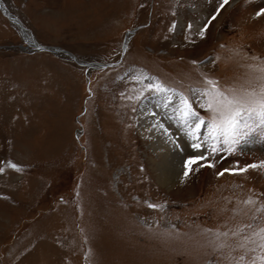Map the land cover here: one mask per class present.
<instances>
[{"label": "rangeland", "instance_id": "obj_1", "mask_svg": "<svg viewBox=\"0 0 264 264\" xmlns=\"http://www.w3.org/2000/svg\"><path fill=\"white\" fill-rule=\"evenodd\" d=\"M3 1L66 51L28 45L0 8V264H264V136L161 185L140 122L157 95L127 98L157 77L207 115L205 75L240 84L264 60V0Z\"/></svg>", "mask_w": 264, "mask_h": 264}, {"label": "snow or ice", "instance_id": "obj_2", "mask_svg": "<svg viewBox=\"0 0 264 264\" xmlns=\"http://www.w3.org/2000/svg\"><path fill=\"white\" fill-rule=\"evenodd\" d=\"M225 3L227 0H222L220 7H223ZM260 12H264V9H260ZM207 26V24L204 25L205 28ZM190 27L191 24H189ZM199 34L203 36L204 31L201 30ZM254 59L258 58L254 57ZM248 67L255 69L256 74L247 78L243 83L221 85L217 78L205 75L202 86L199 89H191V92L197 93L195 100L201 109L206 110L207 115H202L193 107L188 93L169 86L157 77H148L149 82L142 84L133 95L127 97L128 99L142 100L146 93L159 96L160 102L165 107L172 105L173 116L183 132L190 137L191 146L196 149L207 146L203 155H189L184 161L183 175L185 177L188 176L192 165L197 161H205L211 165L210 160H205L210 153L215 155L220 151L232 152L252 133L264 136V60L260 64ZM132 79L139 83L145 79V75L133 76ZM159 128L168 132L163 123L159 124ZM201 136H203V140L200 139ZM258 164L264 167V160L259 161ZM7 165L16 170H21L22 167L12 160H8ZM249 167L256 168L257 163L246 164L242 168L223 169L217 175L224 171L245 172ZM4 171L5 168L0 167V173ZM251 199L250 197L246 203L251 202ZM149 206L152 208L161 207L160 204H149ZM261 207L264 208V205ZM253 236L258 238L260 250L264 251V228L259 229L258 233H253ZM242 239L245 243L237 245L238 247H245L250 238L243 237ZM222 246L217 245V247ZM260 260L264 262V256H261Z\"/></svg>", "mask_w": 264, "mask_h": 264}, {"label": "bare ground", "instance_id": "obj_3", "mask_svg": "<svg viewBox=\"0 0 264 264\" xmlns=\"http://www.w3.org/2000/svg\"><path fill=\"white\" fill-rule=\"evenodd\" d=\"M1 1L3 2L1 6L3 13L13 23L18 25L16 20L18 19L20 22L21 20L6 7L3 0ZM234 2L235 0L231 3L233 4ZM180 22H183V15L180 18ZM196 27L197 26L194 24V28ZM21 34L28 45L37 49L50 50L53 52L66 51L58 46L55 47L40 43L33 32H25L23 30ZM130 38L131 37H129V39ZM141 111L143 112L141 113L140 120V122H142L141 131L144 132V134L148 133V137L152 140L150 148L157 152L158 160L155 161L157 179L161 185L171 187L183 176L184 161L187 159V154L190 153L191 155H195L193 150L189 149L191 145L190 137L183 132L181 127H177L178 123L174 120L175 117L173 116L172 105L170 104L168 107H165L160 102L159 96H152L144 101ZM151 116L154 117L151 118ZM156 120L160 122L158 123ZM160 123H163L165 128L170 131L166 133L163 129H160Z\"/></svg>", "mask_w": 264, "mask_h": 264}, {"label": "water", "instance_id": "obj_4", "mask_svg": "<svg viewBox=\"0 0 264 264\" xmlns=\"http://www.w3.org/2000/svg\"><path fill=\"white\" fill-rule=\"evenodd\" d=\"M3 5V2L0 0V6H2ZM16 22H17V24H18V26L20 27V29L23 31H25V32H31L32 33V31L31 30H29V29H27L19 20H16ZM96 64H94V63H92V64H89V66H95ZM98 66H105V64H98Z\"/></svg>", "mask_w": 264, "mask_h": 264}]
</instances>
